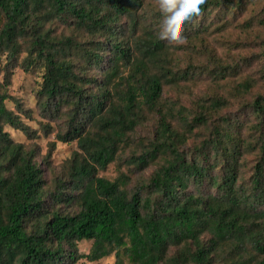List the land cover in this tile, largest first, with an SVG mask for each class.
<instances>
[{"label":"trees","instance_id":"16d2710c","mask_svg":"<svg viewBox=\"0 0 264 264\" xmlns=\"http://www.w3.org/2000/svg\"><path fill=\"white\" fill-rule=\"evenodd\" d=\"M201 9L166 43L154 0H0V264H264V0Z\"/></svg>","mask_w":264,"mask_h":264},{"label":"rangeland","instance_id":"374dc122","mask_svg":"<svg viewBox=\"0 0 264 264\" xmlns=\"http://www.w3.org/2000/svg\"><path fill=\"white\" fill-rule=\"evenodd\" d=\"M39 77L37 74L35 76L30 74H24L21 70H16L14 76L12 77V84L10 88V95L20 98L25 107L32 110V118L31 119H24V122L31 126L33 129H36L39 138L36 139V143L39 146L41 156L47 153L48 151V142L55 141L53 135L49 137L43 136L42 132L40 131V123L46 122V120L41 116L38 108L36 107V99L34 96V88L36 84L39 82ZM7 106L10 108L12 107V102L7 101ZM12 138L18 142H26L25 136H23L19 132L10 131ZM75 150V143L69 144H61L58 143L54 152L52 153L51 159L52 163L55 166L61 165L66 159H68L72 152ZM147 172H150L148 170ZM149 174V173H148ZM147 174V175H148ZM102 175L106 177H114L116 175L115 172V165L109 166L106 172L102 173ZM91 242L89 241H82L79 243V249L81 253H87ZM77 264H114V257L109 256L107 258H103L98 262H79Z\"/></svg>","mask_w":264,"mask_h":264},{"label":"clouds","instance_id":"9594fccd","mask_svg":"<svg viewBox=\"0 0 264 264\" xmlns=\"http://www.w3.org/2000/svg\"><path fill=\"white\" fill-rule=\"evenodd\" d=\"M206 0H154L158 21L154 37L164 42L182 43L183 26L201 14Z\"/></svg>","mask_w":264,"mask_h":264}]
</instances>
